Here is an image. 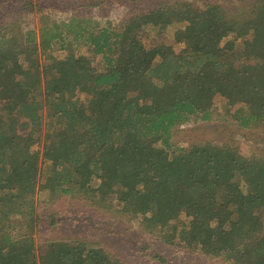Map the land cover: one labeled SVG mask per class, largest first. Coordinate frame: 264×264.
I'll return each mask as SVG.
<instances>
[{"label":"trees","instance_id":"trees-1","mask_svg":"<svg viewBox=\"0 0 264 264\" xmlns=\"http://www.w3.org/2000/svg\"><path fill=\"white\" fill-rule=\"evenodd\" d=\"M192 8L150 7L116 25L78 14L38 38L31 23L21 33L1 20L0 264H126L89 241H52L37 255L41 178L56 197L142 217L165 244L182 242L213 262L264 264V159L172 141L179 126L223 120L236 104H245L233 114L240 129L264 122V1L239 8L243 16L217 2ZM154 28L173 29L181 51L137 48L142 30ZM215 97L228 101L218 115ZM18 220L31 221V232L14 233Z\"/></svg>","mask_w":264,"mask_h":264},{"label":"rangeland","instance_id":"rangeland-1","mask_svg":"<svg viewBox=\"0 0 264 264\" xmlns=\"http://www.w3.org/2000/svg\"><path fill=\"white\" fill-rule=\"evenodd\" d=\"M262 1L264 0H101L96 7L84 9L79 8L80 4H89L92 0H24L22 2L18 0L17 4L20 5L15 10L9 6L0 5V22L4 19V26L10 28L19 25L20 32L29 30L31 23V28L38 38V32L42 27H50L53 21L60 23L68 21L71 16L78 14L83 18H92L102 25L105 21L116 25L118 21L143 13L150 7L158 9L173 3H186L193 7L191 9L193 12L196 10L205 12L212 3L217 2L223 5L225 11L232 12L233 16H243L236 12L239 8L242 6L251 8ZM53 3L56 6H52ZM10 11L12 12L8 14ZM80 16L77 17L80 18ZM252 33V28H246L243 38H250ZM69 38L71 39L72 35H69ZM140 38L137 48L157 51L161 46L170 45L176 52H180L183 48V45L178 43L173 29H143ZM84 52L86 53L85 50ZM227 103L226 98L215 97L216 115L218 112L221 113L219 110H222ZM243 105L245 104L234 105L229 115L224 116L223 113V120L197 121V123L179 126L174 131L172 141L187 149L199 145L228 147L236 151L242 162L253 156L264 159V122L250 130L240 129L234 124L237 122L233 115L234 110ZM43 173H46L45 169ZM57 196L43 178L38 181L34 199V217L38 220L35 224H38L37 226L34 224L32 233L37 255L47 243L52 241L85 243L89 241L98 243L126 264H227L224 258H215L213 262L211 256L198 250L190 251L179 241L173 244L163 243L148 232L142 224V217L128 221L121 216L100 213L82 200ZM145 222L149 223L148 220ZM23 223L24 220L13 223L14 233L18 236L31 232L27 224L32 222Z\"/></svg>","mask_w":264,"mask_h":264}]
</instances>
